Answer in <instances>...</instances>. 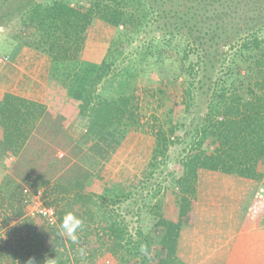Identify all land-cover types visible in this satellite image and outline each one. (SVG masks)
<instances>
[{
  "label": "trees",
  "instance_id": "1",
  "mask_svg": "<svg viewBox=\"0 0 264 264\" xmlns=\"http://www.w3.org/2000/svg\"><path fill=\"white\" fill-rule=\"evenodd\" d=\"M5 15H0L1 24L14 22L11 42H18L12 43L11 53L27 45L48 54L53 63L44 103L10 92L0 101V138L16 155L0 180V235L6 236L0 238V264H72L77 243L60 234L69 212L89 219L79 232L90 241L86 250L93 255L97 250L92 246L100 247L102 240V246L120 254L121 264H187L178 256V244L182 226L195 223L201 169L258 180V193L264 195V0H26ZM96 18L130 31L155 24L160 27L156 38L167 37L169 50L155 46V60L172 66L179 62L175 80L182 75L183 86L177 91L169 78L155 84L161 101L172 103L163 118L143 119L139 83L131 74L125 91L97 93L112 63L84 59ZM177 35L187 43L174 42ZM1 46L8 51L11 45ZM79 115L89 121L75 142L67 129ZM132 129L155 138L145 182L156 174L172 182L161 180L154 193L165 191L171 202L166 214H156L158 242L140 230L124 243L123 229L106 220L96 198L100 194L92 188ZM207 181L213 196L221 202L230 199L224 185ZM39 191L44 205L55 210L54 223L30 208ZM262 202L257 209L254 200L244 223L250 230L240 234L226 264H264ZM142 245L148 255L141 253Z\"/></svg>",
  "mask_w": 264,
  "mask_h": 264
},
{
  "label": "rangeland",
  "instance_id": "2",
  "mask_svg": "<svg viewBox=\"0 0 264 264\" xmlns=\"http://www.w3.org/2000/svg\"><path fill=\"white\" fill-rule=\"evenodd\" d=\"M25 1L0 0V15L3 14L4 16L6 12L16 10V7ZM65 1L73 3L80 0ZM7 19L4 17L3 23H6ZM12 23L14 22L0 25L1 55H11L13 45L18 43L16 41L11 42L13 40L11 37L16 33V30L10 27ZM17 24H20V22ZM126 29L123 25L117 28L99 18L93 21L87 37L88 43L85 48L84 59L97 63H101L104 59L106 63H112L110 74L98 85L97 93L104 92L105 88L117 92L125 91V82L128 75L131 74L139 83L141 95L139 101L143 119L150 120L152 115L163 118L172 103L168 99L161 101L159 91H157V94L155 92V84L163 78H169L171 81L176 82L175 68L179 62L174 66L170 62L164 64H159L160 62L156 63L155 46L160 47L158 44H161L164 45L165 50H169L166 45L168 43L167 37L164 40L156 38L159 37L156 34L159 32L160 27H156L155 24H145L137 31ZM184 31L186 30H183V33ZM261 36L264 37V31L261 33ZM177 41L186 44L188 39L183 35H177L174 38V42ZM5 42L11 45L8 51H4L5 47L1 46ZM173 54L181 58L179 51H174ZM200 75H202V72H200ZM182 79L183 76L179 75L178 82H176L178 85L177 91L183 86L181 84ZM201 99L202 95H198L197 102L199 103ZM87 121L89 120L87 119ZM154 140V135L151 132L129 130L115 152L104 163L100 173L102 178L97 179L92 186L97 195H105L102 197H99V195L96 198L105 212L106 220H113L123 229L124 243L130 239L137 238L140 230L151 233L155 242H158L161 236V229L155 225L156 214L159 210L161 214H166L168 210L167 205L171 203L167 194L164 193L165 191H161L158 195L154 194L157 191V184H160L161 180L164 181V177L157 178L156 174L153 179L145 182L144 175L146 172H141L144 175L143 177L141 175L139 185L133 184V181H130L136 179V174L139 172L136 168L144 161L147 152L149 154L146 161L147 163L149 162ZM15 157L14 152L10 150L8 152L7 149L0 146V180L9 172ZM144 183L146 184V188H143ZM164 183L166 185L172 182L164 181ZM129 185L134 188L129 187ZM108 188H112L113 190H108ZM122 191H124V194H120ZM258 192L255 199L259 202L257 209H260L263 205L262 199L264 195ZM42 202L44 201L42 200ZM83 221L85 224L89 219L86 218ZM4 235L5 232L3 235H0V238L5 239L6 236L4 237ZM76 243L77 252L71 254L72 264H121L120 254L115 255L110 248L108 249L107 245L102 246V240L100 247L92 246V249L97 250V253L94 255L86 250L90 248V241L87 240V237L82 236L80 232H78V241ZM80 245H83L82 253L79 251Z\"/></svg>",
  "mask_w": 264,
  "mask_h": 264
},
{
  "label": "crops",
  "instance_id": "3",
  "mask_svg": "<svg viewBox=\"0 0 264 264\" xmlns=\"http://www.w3.org/2000/svg\"><path fill=\"white\" fill-rule=\"evenodd\" d=\"M52 63L48 54L27 45L9 56L0 54V101L6 92H10L44 103L47 100ZM87 119V116L79 115L68 127L67 131L75 142L85 133ZM0 146L9 148L1 138ZM58 153L62 154V150ZM148 154L147 152L144 161L136 168L139 172L136 171L138 174L135 180H130L133 184L139 185L141 172H146ZM205 179L219 183V188L224 185L232 193L230 199L221 202L213 196L207 190L208 181L203 182ZM259 182L240 179L234 174H217L201 169L195 223L182 226L178 256L187 264H226L240 234L248 229L244 225L245 218L259 191ZM202 191L205 192L204 195ZM255 226L256 224L253 228Z\"/></svg>",
  "mask_w": 264,
  "mask_h": 264
},
{
  "label": "clouds",
  "instance_id": "4",
  "mask_svg": "<svg viewBox=\"0 0 264 264\" xmlns=\"http://www.w3.org/2000/svg\"><path fill=\"white\" fill-rule=\"evenodd\" d=\"M84 226L85 225L83 219L79 218L74 213L69 212L63 218L60 234L66 235L67 238L73 242H77L78 232L82 231ZM140 251L141 253L148 255V249L146 246L142 245ZM29 264H32V262L29 261Z\"/></svg>",
  "mask_w": 264,
  "mask_h": 264
},
{
  "label": "built area",
  "instance_id": "5",
  "mask_svg": "<svg viewBox=\"0 0 264 264\" xmlns=\"http://www.w3.org/2000/svg\"><path fill=\"white\" fill-rule=\"evenodd\" d=\"M30 208L32 211L43 215L50 223L56 221L55 210L52 207L44 205L41 200V191L34 195Z\"/></svg>",
  "mask_w": 264,
  "mask_h": 264
}]
</instances>
